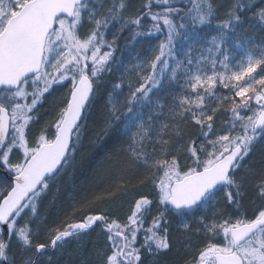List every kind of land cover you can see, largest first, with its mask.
<instances>
[{
    "label": "snow or ice",
    "instance_id": "obj_1",
    "mask_svg": "<svg viewBox=\"0 0 264 264\" xmlns=\"http://www.w3.org/2000/svg\"><path fill=\"white\" fill-rule=\"evenodd\" d=\"M70 246L78 264H264V0H0V264Z\"/></svg>",
    "mask_w": 264,
    "mask_h": 264
},
{
    "label": "trees",
    "instance_id": "obj_2",
    "mask_svg": "<svg viewBox=\"0 0 264 264\" xmlns=\"http://www.w3.org/2000/svg\"><path fill=\"white\" fill-rule=\"evenodd\" d=\"M135 2L139 3L140 0H135ZM135 48H136V51L141 54V56L146 54V46L140 40H138L137 44L135 45ZM117 60H118V64L114 65V67L118 69L116 71L117 76H119L121 74V72L125 71L126 65L130 66V65H134L136 63V61H134L132 59V56H130L128 54L127 50H125L123 48H121L117 52ZM125 78H126V80H130L134 83L136 80L135 69L133 68L131 70V72H125ZM93 127H94V125H93ZM110 145H111V141L102 140L99 144H96V145L90 144V143H88V141H85L84 149L81 152L80 157H78V158L82 160L84 167L88 168L91 165H93V163L97 159L101 158L102 155L107 150H109ZM130 190L133 192L135 191V189H130ZM97 195H103V193H97ZM104 199L110 200L112 198L104 196ZM104 206H105V204L103 203V201H95L93 203H88V204H85L82 208H80L78 210L77 215H80L84 212L94 211L98 207H104ZM67 210H68V207H67V205H65L64 211H67ZM40 211H41L42 215H49V214L54 213L56 217H59L60 215L63 214L58 208H53L49 204H48V206H45V207L42 206ZM88 252H90V250ZM67 253L69 255V252H67ZM70 255H71V257H73V260H72L73 263L75 262L78 264V259L75 260L74 256H72L73 254H70ZM166 259L174 261L175 264H179V257H177L175 253H173L172 256H170Z\"/></svg>",
    "mask_w": 264,
    "mask_h": 264
},
{
    "label": "rangeland",
    "instance_id": "obj_3",
    "mask_svg": "<svg viewBox=\"0 0 264 264\" xmlns=\"http://www.w3.org/2000/svg\"><path fill=\"white\" fill-rule=\"evenodd\" d=\"M138 3V2H137ZM89 143V142H88ZM85 145V143H84ZM44 207L45 206H48L47 202H45V204L43 205ZM98 238L95 236V234H93L92 236L90 237H85L84 241L82 242V247L84 248V251L85 253H87L89 250H90V247H91V243L93 241H96ZM92 240V241H91ZM67 252H69V256H71L70 254H73L72 256H74L75 260L78 259V256L75 254V247L74 246H70L69 249L67 250ZM66 252V253H67ZM59 253H56L54 254L53 256H58ZM73 260V259H72ZM63 261V262H62ZM58 259V262H61V264H67V262L65 261L64 262V259ZM75 263V262H74ZM77 264V263H75Z\"/></svg>",
    "mask_w": 264,
    "mask_h": 264
},
{
    "label": "bare ground",
    "instance_id": "obj_4",
    "mask_svg": "<svg viewBox=\"0 0 264 264\" xmlns=\"http://www.w3.org/2000/svg\"><path fill=\"white\" fill-rule=\"evenodd\" d=\"M58 259H61V261L62 259H64V262L66 261L67 264H74L72 261L73 257L69 256L68 253H64L63 255L59 254L58 256H53V264H61V262H58Z\"/></svg>",
    "mask_w": 264,
    "mask_h": 264
}]
</instances>
